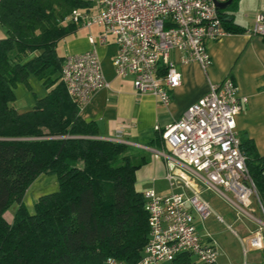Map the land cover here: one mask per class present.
<instances>
[{
    "label": "trees",
    "instance_id": "trees-1",
    "mask_svg": "<svg viewBox=\"0 0 264 264\" xmlns=\"http://www.w3.org/2000/svg\"><path fill=\"white\" fill-rule=\"evenodd\" d=\"M90 8L91 0H0V264H137L147 243L139 166L126 145L96 138L95 123L80 117L61 81L57 46L78 31L65 19ZM218 13L227 32H246ZM30 76L42 79L46 95L19 113L13 88L28 87ZM240 150L264 205V155L251 139ZM41 175H54L57 190L29 212L23 198ZM193 257L182 253L169 264H195Z\"/></svg>",
    "mask_w": 264,
    "mask_h": 264
},
{
    "label": "built area",
    "instance_id": "built-area-1",
    "mask_svg": "<svg viewBox=\"0 0 264 264\" xmlns=\"http://www.w3.org/2000/svg\"><path fill=\"white\" fill-rule=\"evenodd\" d=\"M65 22L78 29L101 28L96 38H88L92 49L65 56L61 68V81L79 110L108 87L97 45L112 42L116 47L111 58L115 75L131 79L136 92L151 94L166 107L169 92L182 82L172 55L181 65L196 63L206 73L212 64L206 42L230 34L222 26L214 0H91L89 10H73ZM246 33L264 37V14L256 17ZM246 103L247 98L239 96L231 79L220 84L208 82L207 93L178 120L161 130L155 127L168 151L164 179L170 187L180 185L183 192L169 196L153 190L142 192L149 233L137 264H169L182 253H191L200 264H216L219 254L215 244L202 239L197 229L196 217L202 223L211 216L200 189L219 193L239 214L258 225L242 237L231 226L227 228L241 243L243 264H264V205L236 134L235 118ZM197 183L200 189L194 187ZM224 192L231 193L233 199ZM251 198L263 221L250 209ZM217 221L224 223L219 216ZM251 251L263 252L261 262L247 261ZM106 263L115 264L112 259Z\"/></svg>",
    "mask_w": 264,
    "mask_h": 264
},
{
    "label": "crops",
    "instance_id": "crops-1",
    "mask_svg": "<svg viewBox=\"0 0 264 264\" xmlns=\"http://www.w3.org/2000/svg\"><path fill=\"white\" fill-rule=\"evenodd\" d=\"M231 6V10L225 13L234 24L246 32L252 28L256 17L264 14V0H234ZM93 27L97 28L98 32L89 34L96 38L101 28L97 26L91 28ZM91 28H79L75 35L66 38L67 50L62 57L91 50L92 47L88 42L90 36L79 35L81 30L90 31ZM246 32L230 33L217 41L206 42V48L212 60L206 73L196 63L181 65L176 55H172L175 68L181 74L182 82L180 87L169 92L170 103L166 107L160 105L155 96L136 92L131 79L117 77L113 67L110 65L111 68H108L103 63L105 58L111 62L116 52V47L112 42L105 46L95 47L108 87L95 93L91 101L79 110V114L83 120L95 123L98 132L96 138L126 145L130 162L140 159L139 164L136 162L139 166L135 172L136 191L142 193L145 190H153L161 196L183 192L180 185L170 187L164 179L168 170V151L160 132L156 131L155 127L161 130L178 120L190 105L207 93L208 82L220 84L224 79L229 78L237 86L239 96L247 98V103L235 118L237 138L239 141L251 139L258 154L264 155V37L248 35ZM4 36V32L0 29V39H4ZM230 61H234L231 67ZM236 65H240L241 69H236ZM206 75L207 81L201 82L200 76ZM195 76L199 91L191 95L186 87L192 85ZM145 154L149 155L148 160ZM147 167L154 175H162L161 180L165 181L168 186L166 191L156 184L157 178H138L143 168ZM139 186L142 188L138 189ZM200 186L198 183L194 184L196 189H200ZM200 191V197L205 200L202 195L207 190L200 189ZM199 223L201 222L196 217L198 233L201 228ZM245 233L244 236L247 235V231ZM199 235L202 239L215 244L210 237H203L200 233ZM253 252H259L261 256L255 261H249L247 257V261L261 262L263 252L251 251L250 254Z\"/></svg>",
    "mask_w": 264,
    "mask_h": 264
},
{
    "label": "rangeland",
    "instance_id": "rangeland-1",
    "mask_svg": "<svg viewBox=\"0 0 264 264\" xmlns=\"http://www.w3.org/2000/svg\"><path fill=\"white\" fill-rule=\"evenodd\" d=\"M231 8L232 6H229L227 9L221 12H228L231 10ZM0 29L4 32V35L6 36L5 29L1 26ZM96 31L98 32V29L95 27L91 28L90 31L84 29L81 30V33H79V35L81 34L80 36H82L85 34L89 37V33L93 34ZM66 48L67 47L65 39L64 41L60 42L57 46L58 54L60 56H63L65 54V50H67ZM103 63H105L108 68H111L112 66V63L107 58L104 59ZM233 63L234 61L229 62L230 67L233 65ZM179 69L180 68H178V70ZM236 69H241V66L236 65ZM200 77L201 82L205 83V80L207 81V75ZM28 85L29 86L26 87L24 84H18L15 88H13L15 99L11 106L19 113L31 110L35 101L46 95V90L43 87L41 78L30 76L28 78ZM186 90L189 91L191 95L198 93L199 88L196 86V76L192 82V85H188L186 87ZM145 156L147 158L146 160H148L149 155L145 154ZM136 162H138L137 164H139L140 159H138V161H131L133 165H136ZM161 177L162 175H154V173H152L148 167L143 168L142 173L138 175V178L142 179L157 178L156 184L161 186V188L166 191L168 189V186L165 181L161 180ZM141 188V186L138 187V189ZM56 190V177L54 175H41L31 184V186L26 191V194L23 198V203L28 209V211L32 212L33 205L37 201L38 197L55 192ZM224 195L230 199H233V196L230 193L225 192ZM202 197L209 203L211 207V216L206 221L199 223V226H201V228H199V233L203 237H210L215 242V247L217 248L219 254L216 264H243L244 258L241 255V243L238 238L234 237L230 233L227 226H231L234 230L237 231L239 236L242 237L246 234V231H253L258 227V225L255 222L249 220L247 217L239 214V212L235 208H233V206L219 193L215 191H206L203 193ZM250 201L252 204L250 209L254 211L255 217L263 221V218L258 211V206L256 204L255 199L251 198ZM15 209L16 207L12 206L4 213L3 216L7 221L12 220ZM218 216L223 218L224 223H219L217 221ZM238 217L240 221H238ZM259 256H261L259 252H253L248 256V259L249 261H255L256 259L258 260ZM193 262L195 264H199L195 257H193Z\"/></svg>",
    "mask_w": 264,
    "mask_h": 264
},
{
    "label": "water",
    "instance_id": "water-1",
    "mask_svg": "<svg viewBox=\"0 0 264 264\" xmlns=\"http://www.w3.org/2000/svg\"><path fill=\"white\" fill-rule=\"evenodd\" d=\"M234 0H226V1H219V0H214V5L218 11H223L227 9L229 6L232 5Z\"/></svg>",
    "mask_w": 264,
    "mask_h": 264
}]
</instances>
